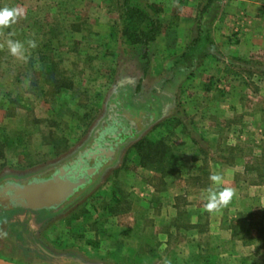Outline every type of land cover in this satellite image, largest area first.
Here are the masks:
<instances>
[{
  "label": "rangeland",
  "instance_id": "obj_1",
  "mask_svg": "<svg viewBox=\"0 0 264 264\" xmlns=\"http://www.w3.org/2000/svg\"><path fill=\"white\" fill-rule=\"evenodd\" d=\"M122 1L0 0V179L47 174L119 123L109 158L68 201L0 211V258L264 264V0H130L162 24L190 8L198 41L181 49L168 34L127 45ZM207 8L228 29L216 43ZM49 67L71 88L52 96ZM161 137L179 157L164 179L132 150Z\"/></svg>",
  "mask_w": 264,
  "mask_h": 264
},
{
  "label": "trees",
  "instance_id": "obj_2",
  "mask_svg": "<svg viewBox=\"0 0 264 264\" xmlns=\"http://www.w3.org/2000/svg\"><path fill=\"white\" fill-rule=\"evenodd\" d=\"M129 2L130 0H123L119 10L121 36L127 45L148 47L163 33V24L157 15L159 11L151 4L142 8ZM62 78L60 73H56L51 67L48 68L45 81L52 96L71 88V84ZM204 88L209 90L210 86L205 85ZM132 150L140 167L158 172L163 179L172 173L175 161L179 159L173 154L171 145L162 137L157 140L141 138L132 145Z\"/></svg>",
  "mask_w": 264,
  "mask_h": 264
},
{
  "label": "water",
  "instance_id": "obj_3",
  "mask_svg": "<svg viewBox=\"0 0 264 264\" xmlns=\"http://www.w3.org/2000/svg\"><path fill=\"white\" fill-rule=\"evenodd\" d=\"M95 169L91 168L78 178H68V171L60 169L54 175L47 178H33L24 185L7 183L0 188V208H22L31 211L49 210L68 201L75 190L86 183ZM0 264H18L5 261L0 258Z\"/></svg>",
  "mask_w": 264,
  "mask_h": 264
},
{
  "label": "flooded vegetation",
  "instance_id": "obj_4",
  "mask_svg": "<svg viewBox=\"0 0 264 264\" xmlns=\"http://www.w3.org/2000/svg\"><path fill=\"white\" fill-rule=\"evenodd\" d=\"M118 128H119V123H117L115 120H112L111 124L105 126L104 128L99 129L98 132L92 138V140L88 143V145L81 152H78L72 160L60 164L58 166H55L51 170V172H48L47 174L32 176L28 179L26 178L18 181L8 177L0 179V188H2L7 183L24 185L33 178H38V179L47 178L57 173L60 169L68 171L66 173V177L74 179L81 177L82 175L87 173L88 170L94 168L95 170L91 172L89 176H86V183L82 187L75 190L73 195L78 193L88 184L91 183L94 175L97 173L101 165L109 158L110 153H112L111 149L113 147V140L116 141V139H118V132H117ZM15 209L17 208H13V209L0 208V211L15 210Z\"/></svg>",
  "mask_w": 264,
  "mask_h": 264
},
{
  "label": "crops",
  "instance_id": "obj_5",
  "mask_svg": "<svg viewBox=\"0 0 264 264\" xmlns=\"http://www.w3.org/2000/svg\"><path fill=\"white\" fill-rule=\"evenodd\" d=\"M234 1H236V2H234ZM246 1L247 0H233L232 3L234 2L236 5L239 6V8L240 7H244V6H246V7L249 8L250 7L249 4H245ZM225 8H227V9L223 10L224 12L225 11L228 12L231 9L229 6H227ZM207 12H208V8L205 10V15L207 14V16H210L211 13L209 14ZM191 13H192V11H191L190 8H188V7H185V8L182 7L181 10L176 14V16L174 18H172V21H175L174 22L175 24L174 23L171 24L170 21L169 22H166V23L164 22V24H163V33L161 35L157 36L156 39H155V41L153 43H151V44H156L158 42V40H161V39L162 40H167V37H166L167 35L166 34H168V36L169 35H172L171 37L174 39L173 41L175 42V47L178 48V49H181L182 48L181 47L182 43L184 45H185V43H188V40H189V42H191L192 39L198 41L197 40L198 37H196L197 36L196 35L197 33L196 34L193 33V27H194V23L195 22L194 23L192 22L193 17H191ZM216 16H217V14L214 15V16H213V14H211V19H212L213 26H212V28H210L212 24L209 25L208 26L209 28L206 31L207 39H209L212 42L218 41L219 39H222L223 40V33H226L227 34V30H228L227 28H225V30H224V27L222 25H219V23H221L220 22L221 20L218 21V18L220 16H218L217 19L215 18ZM176 22H177V24H176ZM192 23H193V26H192ZM184 24H186V25H184ZM215 30L216 31L217 30L218 31H221L222 34H220L219 32L215 33ZM110 34L111 33H109V35ZM244 37H247V34H245L243 36V38ZM251 38H253V37L251 36ZM178 44H180V45H178ZM184 45H182V46H184Z\"/></svg>",
  "mask_w": 264,
  "mask_h": 264
},
{
  "label": "clouds",
  "instance_id": "obj_6",
  "mask_svg": "<svg viewBox=\"0 0 264 264\" xmlns=\"http://www.w3.org/2000/svg\"><path fill=\"white\" fill-rule=\"evenodd\" d=\"M18 48H19V45H16L15 47H13L12 48L13 53H15ZM212 179L213 180H218L219 179V176H213Z\"/></svg>",
  "mask_w": 264,
  "mask_h": 264
}]
</instances>
